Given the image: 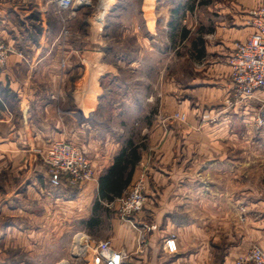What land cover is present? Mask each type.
<instances>
[{
  "label": "crops",
  "instance_id": "1",
  "mask_svg": "<svg viewBox=\"0 0 264 264\" xmlns=\"http://www.w3.org/2000/svg\"><path fill=\"white\" fill-rule=\"evenodd\" d=\"M172 1L156 0L146 19L153 29L142 42L166 49L152 52L153 81L131 88L134 100L126 92L113 100L127 55L108 58L95 32L100 15L90 13L85 30L66 38L50 1L0 0V39L14 48L0 65V264H27L46 236L67 227L75 250L86 247L82 263L64 264H89L87 243L104 225L100 239L127 252L122 264H235L254 244L264 250V175L256 174L264 146L247 149L248 163L236 148V139L264 140V130L236 131L241 117L255 119L261 92L236 100L228 64L234 42L255 30L250 11L263 0ZM140 54L129 66L144 72ZM56 140L79 147L94 171L73 193L48 187L42 155ZM116 161L121 173L110 180L122 183L131 171L130 181L120 195L103 187L102 197L100 178ZM139 178L145 203L133 220L154 226L142 249L116 200Z\"/></svg>",
  "mask_w": 264,
  "mask_h": 264
},
{
  "label": "built area",
  "instance_id": "2",
  "mask_svg": "<svg viewBox=\"0 0 264 264\" xmlns=\"http://www.w3.org/2000/svg\"><path fill=\"white\" fill-rule=\"evenodd\" d=\"M49 1L60 9H71L73 12L91 4V0ZM248 24L255 30L244 41L234 42V50L228 58L232 94L236 100L242 101L252 97L257 91L261 92L254 123L257 127L264 128V0L250 11ZM13 52L14 48L0 39V65H4ZM173 117L185 119V115L179 113H175ZM42 161L47 169V183L51 191H65L66 188L79 187L94 180V171L88 158L79 147L70 142L53 141L42 155ZM116 200L121 218L131 222L138 230L137 244L142 249L146 244L147 232L154 228H139L133 220V215L141 211L145 203L143 179L136 180L130 189ZM85 247L78 246L75 253L79 254ZM87 247L92 251L89 264H122L127 257L126 250L114 248L109 239L90 241ZM235 264H264V250L254 244Z\"/></svg>",
  "mask_w": 264,
  "mask_h": 264
},
{
  "label": "rangeland",
  "instance_id": "3",
  "mask_svg": "<svg viewBox=\"0 0 264 264\" xmlns=\"http://www.w3.org/2000/svg\"><path fill=\"white\" fill-rule=\"evenodd\" d=\"M167 1L169 0H165L164 4H169ZM177 1L179 0H173L171 4H173V2L177 3ZM181 1H186L188 3L191 2V0ZM155 2L156 0H115L114 4L111 5L112 0H91V4L87 5L80 15L76 17L77 15L75 14L77 10L82 7L73 12L71 9H60L50 1L53 7L54 18H56V21L58 22V32L60 31L61 36L68 38L73 34V30H78L79 27L84 31L85 26L81 27L80 22L83 18L90 17L88 16L90 13L96 12V15H100V17L96 20L97 27L95 28V32L102 37V40L104 41L103 44H105V48L109 52L108 58L111 61L116 62L119 57L127 55V58L123 59L121 61L122 63L120 62L121 68L119 69L121 75L117 82L119 87L115 92L113 100L120 98L126 99L128 96L125 94V92L130 93L131 95L129 98L133 99L136 97V92H133L131 88L135 90V88L140 84H146L153 81L154 77L152 65L154 55H152V52L154 50L159 52L166 50L165 45L159 44V47H156L153 45L150 39L146 38V41H144V43L142 42V37L144 34H149V28H151V30L153 29L152 25H148L149 27L146 25V19L152 21ZM108 7L110 8L108 9ZM106 10L108 11L106 12ZM142 22L144 25L140 24ZM179 51L185 52L184 46L179 47L177 52ZM142 52H144L143 55L145 56L144 72L142 70H137L136 64H134V66H129V63L135 62L138 55L140 56V53ZM164 60L165 59H163V57L160 58V65H162ZM129 107L124 105L123 108L126 112H130L131 114ZM237 130L242 132L260 131L264 130V128L257 127L254 123V120H252L251 123L246 124V122H243L241 117V121L236 125V131ZM250 146L263 147L264 140L259 139L258 141H255L246 139L239 141L236 139V148L240 147L246 149L245 154L241 155V162H249L247 158L249 156V151L247 149L250 148ZM237 155L238 154H236V157ZM262 162L263 161L259 159L257 163L258 165L256 174L258 177H262L264 175V167L262 166ZM246 173H248V170H246ZM76 188L78 189V187H75V189ZM75 191L74 187H72L66 188L65 191L62 192L73 193ZM55 192L56 191L52 190V193ZM69 225L71 224H66V226ZM104 227L105 225L97 230L99 233V235L95 237L98 238L97 240H103L100 238L104 235ZM73 231L74 230L71 227H67L61 235L51 234L46 236L43 245H39L43 247V251L33 250L32 259L29 260L28 257L26 259L27 264H64L70 262L71 260H75L78 263L82 261L81 254L79 253L77 255L74 251L76 243L73 242ZM21 257L22 256L18 255V258Z\"/></svg>",
  "mask_w": 264,
  "mask_h": 264
},
{
  "label": "trees",
  "instance_id": "4",
  "mask_svg": "<svg viewBox=\"0 0 264 264\" xmlns=\"http://www.w3.org/2000/svg\"><path fill=\"white\" fill-rule=\"evenodd\" d=\"M105 50H107L106 48H105ZM107 76H105V77H103L102 78V80H101V86L105 89V91H106V94L109 96L110 95V97H111V93H112V91L110 90V89H108V87H110V86H108L109 85V82H110V80L109 79H107L106 78ZM107 80H108V82H107ZM117 168V161H116V163H114V166H113V168L109 171V173L105 176V178H106V180H105V178H104V183H103V178H100V189H99V192H100V195L103 197H106L105 196V194L102 192V189H103V187H104V189L105 190H107V191H112V192H115V194H117V195H120V192H121V190H122V188L126 185V184H128L129 183V181H130V177H131V171L129 172V176H128V178L126 179V180H121V182L122 183H120V179H119V181H113V180H110V178L111 177H114V176H116V174H120L121 172H120V169L118 168V169H116ZM109 197V196H108ZM109 198H111V197H109Z\"/></svg>",
  "mask_w": 264,
  "mask_h": 264
}]
</instances>
